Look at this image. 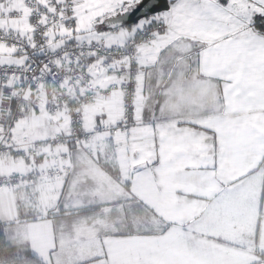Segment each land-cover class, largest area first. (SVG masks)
I'll use <instances>...</instances> for the list:
<instances>
[{"label":"snow or ice","instance_id":"1","mask_svg":"<svg viewBox=\"0 0 264 264\" xmlns=\"http://www.w3.org/2000/svg\"><path fill=\"white\" fill-rule=\"evenodd\" d=\"M6 161L18 180L55 173L58 213L140 221L124 240L195 239L164 201L255 186L246 264H264V0H0ZM28 257L0 228V264Z\"/></svg>","mask_w":264,"mask_h":264},{"label":"crops","instance_id":"2","mask_svg":"<svg viewBox=\"0 0 264 264\" xmlns=\"http://www.w3.org/2000/svg\"><path fill=\"white\" fill-rule=\"evenodd\" d=\"M16 170L6 161L0 174ZM231 172L229 168L219 178L225 179ZM54 177H40L34 186L0 192V224L4 230L17 233L21 248L29 249L40 264H102L101 241L106 246L105 254L115 264H246L249 259L245 249L251 247L258 215L255 186L223 204L213 199L215 186L209 183L189 186L186 191L193 192V197L171 196L161 207L170 218L183 221L189 231L195 229L196 238H183L177 233L158 242L113 238L112 233L142 227L140 221L101 222L75 212L58 213L59 188ZM144 194L152 197L153 189L145 187ZM259 217L264 231V210ZM106 233L108 238L104 239Z\"/></svg>","mask_w":264,"mask_h":264},{"label":"built area","instance_id":"3","mask_svg":"<svg viewBox=\"0 0 264 264\" xmlns=\"http://www.w3.org/2000/svg\"><path fill=\"white\" fill-rule=\"evenodd\" d=\"M4 178L2 181H0V192L4 189H13L18 190L23 187H30L34 186L36 181L40 178L39 176H35V174L32 177H27L21 180H18L13 173H6V174H0ZM55 173L52 174L54 176Z\"/></svg>","mask_w":264,"mask_h":264},{"label":"trees","instance_id":"4","mask_svg":"<svg viewBox=\"0 0 264 264\" xmlns=\"http://www.w3.org/2000/svg\"><path fill=\"white\" fill-rule=\"evenodd\" d=\"M0 228L3 229L2 225L0 224ZM24 264H40L38 260L33 257L31 254H29L28 259L24 262Z\"/></svg>","mask_w":264,"mask_h":264}]
</instances>
